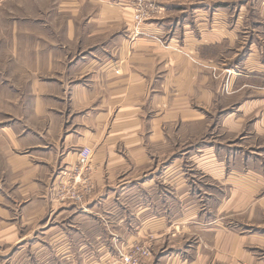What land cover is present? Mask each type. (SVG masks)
Instances as JSON below:
<instances>
[{
  "label": "crops",
  "instance_id": "0c3cea01",
  "mask_svg": "<svg viewBox=\"0 0 264 264\" xmlns=\"http://www.w3.org/2000/svg\"><path fill=\"white\" fill-rule=\"evenodd\" d=\"M135 1L10 21L0 264H99L136 242L143 264H264V0H157L138 36ZM84 147L93 188L62 200Z\"/></svg>",
  "mask_w": 264,
  "mask_h": 264
},
{
  "label": "built area",
  "instance_id": "2783aa9c",
  "mask_svg": "<svg viewBox=\"0 0 264 264\" xmlns=\"http://www.w3.org/2000/svg\"><path fill=\"white\" fill-rule=\"evenodd\" d=\"M157 0H136L132 11V21L134 24V34L139 35L138 27L140 24L151 21L155 18L154 13L162 12L157 6ZM91 150L87 147L82 148L78 153L77 164L65 175L68 179L63 183L59 190L60 199H68L73 202H81L83 196L93 188V182L89 176V160ZM147 242H136L127 251H118L117 255L99 264H143L151 253Z\"/></svg>",
  "mask_w": 264,
  "mask_h": 264
},
{
  "label": "rangeland",
  "instance_id": "374dc122",
  "mask_svg": "<svg viewBox=\"0 0 264 264\" xmlns=\"http://www.w3.org/2000/svg\"><path fill=\"white\" fill-rule=\"evenodd\" d=\"M60 1L62 0H0V53L7 52L11 49L9 39L11 25L10 21L16 19L25 20L43 18L44 20H50L51 18H65V16H63L62 14H58L54 11L55 8L60 5ZM42 4H48L49 11H43L44 14L40 16V14L42 13L40 11ZM47 14H49V16H47ZM190 60L193 63L201 65L199 58H197L196 56L191 57ZM2 61L3 60H1V62ZM149 251L151 253L150 249Z\"/></svg>",
  "mask_w": 264,
  "mask_h": 264
}]
</instances>
